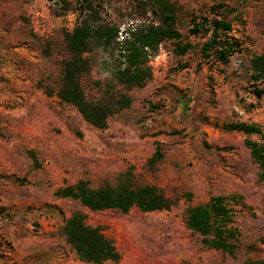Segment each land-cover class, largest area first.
Listing matches in <instances>:
<instances>
[{"label":"rangeland","instance_id":"rangeland-1","mask_svg":"<svg viewBox=\"0 0 264 264\" xmlns=\"http://www.w3.org/2000/svg\"><path fill=\"white\" fill-rule=\"evenodd\" d=\"M172 1L177 26L195 48L178 55L164 42L150 58L153 78L131 89L132 105L99 129L56 94L75 0H0V264H93L66 241L63 226L76 211L121 252L120 261L103 264H264V182L246 135L222 127L246 121L264 130V96L249 79L251 58L264 52V0ZM104 2L103 19L121 28L148 18L137 13V0ZM219 2L237 8L232 34L244 44L227 64L203 55L207 37L189 35L190 13L209 14ZM89 58L83 85L96 98L112 80L113 61L100 49ZM158 142L165 155L151 166ZM129 168L135 186H158L172 208L94 211L56 194L80 179L94 188L115 185ZM219 194L241 195L245 203L235 205L242 240L235 255L205 247L186 225L188 207Z\"/></svg>","mask_w":264,"mask_h":264},{"label":"trees","instance_id":"trees-1","mask_svg":"<svg viewBox=\"0 0 264 264\" xmlns=\"http://www.w3.org/2000/svg\"><path fill=\"white\" fill-rule=\"evenodd\" d=\"M104 1L75 0L72 8L77 13V21L72 29L63 31L66 57L63 59L61 82L56 90L62 102L74 105L88 123L99 129L107 128L111 116L132 105L131 89L144 88L153 78L150 58L159 53L164 42H172L178 55H185L195 48L189 36H184L177 26L178 8L172 0H137V13L148 18L138 23H128L123 28L103 19ZM64 3L69 5L67 1ZM236 10V7L219 2L211 5L209 14L190 13L189 35L207 37L202 44V53L206 58L212 57L217 62L227 64L235 53L242 51L243 41L232 34L231 16ZM94 49L104 50L110 55L113 69L112 80L107 82L106 90L98 97L90 98L85 91L83 77L91 70L89 53ZM249 71L253 92L262 98L264 52L251 58ZM222 127L246 135L245 145L259 167V179L264 182L262 126L256 122L231 121ZM253 136H258V139ZM30 153L35 156L33 151ZM164 155L162 144L158 142L148 160L149 165H155ZM56 194L78 199L94 211L118 209L129 213L133 207H137L143 212H152L170 210L173 204L171 198L156 185L135 186L132 168L120 174L115 185L107 182L94 188L88 180L80 179L58 188ZM243 203L241 195H213L204 203L188 207L186 225L201 236L205 247L235 255L242 245L241 231L234 225L235 205ZM63 231L66 241L84 262L103 264L122 259L114 240L105 234L101 226L88 224L86 215L81 211L74 212L65 220ZM236 264L263 263L247 259Z\"/></svg>","mask_w":264,"mask_h":264}]
</instances>
